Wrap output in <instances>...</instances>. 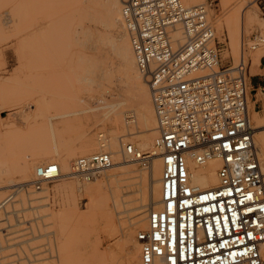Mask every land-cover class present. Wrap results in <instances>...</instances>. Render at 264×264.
<instances>
[{
  "label": "built area",
  "instance_id": "1",
  "mask_svg": "<svg viewBox=\"0 0 264 264\" xmlns=\"http://www.w3.org/2000/svg\"><path fill=\"white\" fill-rule=\"evenodd\" d=\"M210 7L122 0L123 25L148 85L163 165L162 208L149 213L147 230L137 234L141 264H264V191L249 113V99L264 87L247 81L243 59L236 67H220L223 44L208 20ZM250 44L254 50L264 38L256 34ZM124 153L141 163L149 155L132 145ZM188 158L198 165L219 160L218 185L192 186ZM74 166L89 182L113 164L100 153ZM56 177L54 165L44 166L32 185L39 188Z\"/></svg>",
  "mask_w": 264,
  "mask_h": 264
},
{
  "label": "rangeland",
  "instance_id": "2",
  "mask_svg": "<svg viewBox=\"0 0 264 264\" xmlns=\"http://www.w3.org/2000/svg\"><path fill=\"white\" fill-rule=\"evenodd\" d=\"M101 1L98 0L97 3L102 5ZM206 3H211L208 18L215 30L216 37L223 44L221 45L220 67H236L243 57L247 81L250 80L253 88L257 86L263 88L264 73L262 76L257 75L252 78L250 64L255 54L264 51V44L257 51H251L248 47L251 45L250 41L254 35L260 34L264 38V27H262L264 12L261 11L264 1L244 0L242 7L245 10H251L252 24L248 25L244 21L243 34L242 36L239 34L240 47L238 49H235L234 36L228 30L229 28L224 26L218 28L215 22V20L221 18L219 0H202V4ZM98 11L103 13L100 7H98ZM211 11L213 13L210 19ZM4 22H7V25ZM88 28L92 30L90 31L92 34L86 31ZM118 30L122 31V29ZM117 33V30L104 29L98 23L97 18L94 20L91 11L88 10V0H0L1 119L6 120L8 117H14L15 113L20 111L23 114H32L33 110L42 120H46L52 115L68 114L69 117L64 125L57 129L58 132L64 133L61 137V146L70 148L76 154L68 163L67 168H70L75 159L82 157L79 153L83 137H81V134L82 130L87 128H93L88 138L96 143L97 134L104 133L103 138L106 140L111 141V138L118 140V146L120 145L118 150L121 148L120 140H123L124 144L135 145L132 137L128 136L129 132L127 131L128 128L125 127L124 119H122L124 128L111 131L112 126L108 124L106 118L110 106L114 105L116 101L118 103V101L126 99L128 94L132 96L133 92L135 93L128 82L121 80L122 78L120 79V75L117 73L116 68L120 60L116 53L119 44ZM126 40L129 39L126 37ZM105 41L107 42L105 43ZM90 56L99 58L104 64H110L111 72L108 75L111 76H106V78L102 76L97 79L100 86L92 87L87 82H83L80 79L81 71L75 70L77 69L75 67H77L78 60L85 57L90 58ZM142 80L150 96L146 80L144 78ZM123 83H126L125 86L128 85L129 88L126 86L127 89H125ZM256 93L257 96L250 100V105L252 101H256L253 111L258 116L257 121L264 124L262 104L264 90L259 89ZM2 108H5V110H1ZM91 108L93 111H91ZM103 116H105V119L102 120ZM17 122H19V125L16 133H14L15 135L12 134L9 137L3 132L0 133V160L3 161L6 158L8 160L7 162L6 160L3 161V164L6 163L5 170L8 169L7 174L0 175V203L6 196L13 193L16 188L13 186L26 183L20 180L16 181L15 178L10 176L13 171V167H11V164L14 163L13 160L18 155L21 158L23 154H28L27 152L30 153V151L36 149L32 140L34 137L27 135V133L24 135L25 127L21 124V121L18 120ZM251 123L253 124L252 118ZM256 137L255 135V142ZM107 149L109 150V148ZM111 151L114 150L110 149L106 152L111 153ZM119 162H123L121 168H127V170H132L131 168L138 169L139 175H131L133 180L130 179L132 180L130 182L133 183H131L127 192L122 186L119 187L120 185L124 186V183L122 182V184L118 180L120 178L118 174L121 170L120 167L108 174L112 190L111 192H105V194L109 197V208L115 217L116 234L115 232H104L100 228L97 229L91 222L84 233L76 227L64 234L60 232V227L53 220L49 224L50 215L55 217L67 209L66 194L72 193V187L79 198L78 201L75 196L73 197L77 203H83V194L86 191L84 189L79 192L77 185L72 180L59 179L43 185V191L35 190L32 187L29 189V194H26L25 189H23L19 197L13 199V202L10 200L5 206L6 210L0 211V264H22L25 261L38 264L41 260L47 261L48 264H76L73 259L66 256V251H64L60 240H57V235H85L83 242L89 237L90 243L94 242L95 235H99L100 251L106 256L108 263L123 264L124 254L122 251L123 245L121 244H124L126 235L124 236L122 233L125 231V234L129 233L135 236L138 231L147 227V225L137 227L138 225L134 226V224L132 226L134 217L131 215V211L128 212V210L134 206L137 200L140 201L144 192L141 182L143 181V174L141 173L148 172L147 176H150L149 167L151 168L152 164L145 166L137 162L124 164L125 161L122 158L119 159ZM57 163L62 164L61 169H65L62 160H58ZM3 164L2 166H4ZM32 174L33 169L27 181L31 180ZM102 177L103 173H100L91 182H101ZM147 179H149L147 180L149 191L150 178L147 177ZM10 180H13V182L10 183ZM157 187L159 188V194H161L158 184ZM98 190L100 191L99 188ZM114 191L118 194H115ZM112 200H117V206L113 204ZM121 207L123 210L120 209ZM82 211L84 212L83 209H80V213ZM81 217L83 221L89 222V215L86 214V216L82 215ZM132 240L135 241L134 238ZM135 244L139 247L137 243ZM138 256L140 258L139 248ZM85 262H88L87 257L84 258L82 264H87Z\"/></svg>",
  "mask_w": 264,
  "mask_h": 264
},
{
  "label": "bare ground",
  "instance_id": "3",
  "mask_svg": "<svg viewBox=\"0 0 264 264\" xmlns=\"http://www.w3.org/2000/svg\"><path fill=\"white\" fill-rule=\"evenodd\" d=\"M97 1L98 0H88V10L91 11L92 16L94 17V20L97 18L98 23H100V25L104 29L117 30L118 32L117 40L119 41V44L116 48V53L118 54L117 57L119 56V59H120L117 64V68H116L117 73L120 75V79L122 78L121 80H125V82H128V84L131 86V89L133 88L136 93L135 94L133 92L132 96L128 94V97L125 96L126 99L120 102L118 101V103H116L117 101L115 100L116 102L115 104L113 103L114 105L110 106V109L107 114L108 117L106 116V118H107L108 124L112 126L110 129L111 131L113 129L124 128V125L122 126V121H123L122 119H124L125 125H126L125 127L128 128L127 131L129 132L128 136L132 137L135 145L129 144V143L124 144L123 140H120L119 144L121 142V148H119L118 150V147L120 145L118 146V140H116V138H111L112 139L111 141L106 140L105 138H103L104 133H98L97 143H96L92 139L88 138L89 137L88 135L92 131L93 128H87L85 130H82L81 137L82 136L83 137L81 139L80 148H79L80 149L79 153L80 155H82V157H79V158L89 157L91 155L104 153L110 156V159L112 160V164H113V166L109 170L101 172L103 173L101 182H96V183L91 182V181L87 182V181H84L79 176V174L76 173L74 170L75 161L79 158L75 159L72 162V164L70 165V168L69 167L67 168V166H69L68 163L72 160V158L76 154L70 148L69 149L63 148L60 143L62 140L61 137L63 136L64 133L58 132L57 129H59L60 127L64 125L65 121L69 117L68 114H65V115L60 114V115H55V116L52 115L51 117H48L47 119L43 117L46 120H42V119H39L40 116L36 115L37 113H35L33 110V113L28 114V115L23 114L22 111L18 113L14 112L16 115L14 117L13 116L8 117L6 120H2L1 119L2 117H0V133L3 132L7 136L11 137L12 134L16 133V129L18 128V125H19V122L17 121L19 120L21 121V124L25 127L26 131L24 132V135L27 133V135L34 137V139L32 138V140L34 141L33 144L36 146V149L34 151L32 152L30 151V153L27 152L28 154L25 153V155L23 154L21 158L18 157L19 156L18 155L17 158L13 160L14 163H12L13 165L11 164V167H13V171L10 174V176L15 178L14 180L16 181L20 180L26 183L17 184L13 186V187H16L13 190V193L11 195L6 196L3 199V201L0 203V211L6 210L5 206L10 202V200H12L13 202V199H15L16 197H19L20 196L19 194H21L23 189H25L26 194H29V191H30L29 189H31L32 187L35 190L43 191L44 190L42 188L43 185L52 183L59 179L60 180L67 179V180H72L75 182V184L78 187L79 192H81L84 189L86 190L83 194V203L81 202L77 203L74 200L73 198L74 196L78 201H79V198L76 195L74 188L71 186L72 193L69 195L66 194L67 195L66 199L68 203L67 209L66 210L63 209L64 211L60 212L55 217L50 215L49 224H51L53 220V222L57 224L58 227H60V232L64 234L70 231L71 229H75L76 227H78L79 230L83 231L84 233L88 228V224L91 222L94 225V227L97 229L100 228L104 232H113V233L115 232L116 234L117 228L114 224L115 217L113 216L109 208V197L105 194V192H111L112 190V187L110 186V183H109L108 174L110 171H113L114 169L123 167V162H119L120 158H122L125 161L124 164L129 163V162L141 163L138 161H132L125 155L124 148L127 145H132L136 150L143 152L145 155L149 154L147 157H145V162L144 163L142 162L141 164H143L144 166L152 164V167L151 168L149 167L150 176H147L148 172L141 173L143 174V181L141 182H142V187L144 189V192L142 194L140 201L137 200L138 202L136 201L134 206L130 210H128V212L131 211V215L134 217L132 221V226L134 224V226L138 225L137 227L144 226V225H147V227L145 229H141L140 231H138L135 234V236L129 233L125 234V231L122 233V235L124 236L126 235V240L124 239L125 240L124 244H121L123 245L122 251L124 254L123 255L124 263L123 262L122 263L123 264H141V250H140V244L137 241V234L141 231L147 230L148 224H149V213L151 211L159 210L162 208L161 194H159L160 193L158 191L159 188L157 187V184H158L160 187V191H161V175H162V169H163V165H162V162L159 156V152L155 147V141L158 138L157 120H156V116L154 113L152 100H150L151 96H149L146 90V86L144 85V82L142 80L144 77L137 69L135 58L133 55V50L130 45V41L128 40L129 41L128 43V41L126 40V37L128 39L129 37L125 30V27L123 25V20H122V0L121 1L120 0H102L101 1L102 5L101 4L99 5ZM120 2H121V8H120ZM180 2L186 8H191V6L195 7L200 4L202 5V0H180ZM243 5H244V0H219L221 18L215 20L218 28H221L222 26L229 28L228 30L234 36L233 43H234L235 49H238L240 47L239 46L240 44L239 34L241 36L243 34L242 26L244 25L243 24L244 21H246L248 25L252 24V15H251L252 12L249 9L247 10L243 9L242 7ZM98 7H100L101 12L103 11V13H100L98 11ZM210 13H211L210 14V19H211L212 18L211 15L213 11H211ZM4 24L7 25V22H4ZM262 27H264V24L262 25ZM118 29H122V31ZM86 31H89L88 33L90 34L91 33L90 31L92 30L88 28ZM76 33L79 35L77 31ZM106 42L107 41H105V43ZM250 46L248 47L249 49H250ZM260 47L254 50H251V49L250 50L257 51L260 49ZM260 53H264V51ZM256 55L257 54H255L254 56ZM241 59H243V57ZM78 61H77L78 62L77 67H75L77 69L75 70L81 71L82 75H80V79L83 82L84 81L87 82L88 85L92 87L100 86L99 82H97V79H99L100 77L103 76L106 78V76L108 77L111 76V75L110 76L108 75L111 72L110 64H104L102 61H100L99 58L90 56V58L85 57ZM250 68L252 69L256 68V62L254 60V57H252ZM126 86L127 88H129L128 85ZM126 86H125V89H127ZM258 91L259 89L256 90V92ZM256 96H257V93L253 97L256 98ZM255 104H256V101L254 100L252 101V104L250 105V99H249L250 121H251V118L253 121V124L251 123V129L253 130V147H254V152H255L257 161L259 163L260 170H261L262 187L264 191V124H262V122L257 121L258 116L253 111L255 108ZM262 104L264 108V100H262ZM1 110H5V108H2ZM91 111H93V109ZM103 118L105 119V116L102 117V120ZM61 121H64V122H61ZM131 131H134V132H131ZM255 135L257 136L256 142L254 141ZM97 146L99 149L97 148ZM107 148H109V150L111 149L114 151H111V153L106 152V151H109ZM87 154H91V155H87ZM58 160L63 161L65 165L64 170L61 169L62 164L59 165L57 163ZM3 161L2 159L0 160V175L3 173L5 174L8 170V169L5 170L4 167L6 166L5 165L6 163L3 164ZM7 161L8 160H6V162ZM2 164L4 166H2ZM49 165H54L56 167L57 177L53 181L41 183L39 188L35 187V185H32L34 178L36 177L37 169L44 167V166L48 167ZM219 166H220V161L217 159H210V160H207L205 163L198 165L192 159L188 158L187 167H188L190 181H191L192 186L198 188L199 190H205V189L216 187L219 183V180L217 177V169L219 168ZM32 169H33V174H32L31 180L27 181L29 180L28 178L30 176ZM131 169L132 170H127V168H121L120 172L118 173L120 177L118 180L121 181V183L122 182L124 183V186L123 185L119 186V184L118 186L120 188L122 186L124 190L127 192L129 191V186L131 185V183H133V182H130L133 180L131 178V175H136L139 173L138 169H133V168ZM147 177L150 178L149 191H148V185H147V180L149 179H147ZM12 182L13 180H10V183ZM118 186H117V189H118ZM98 188L100 189L101 192L98 190ZM64 189L66 191V188ZM117 189L115 190L117 191ZM119 192L121 191L119 190ZM115 194H118V192H115ZM113 204L116 205L117 200L113 201ZM80 209L81 210L83 209L84 212L82 211L80 213ZM120 209H122V207ZM86 214L89 215V222L83 221L81 217L82 215L86 216ZM84 236L85 235H57V240H60V242L62 243V246L64 247V251H66V256L73 259L74 262H76V264H82L84 261V258L86 257L88 258V262H85L87 264H109L106 259V256L100 251L101 242H100L99 235H95V240L92 243L89 242V237H87L86 241L83 242ZM133 238L135 241L132 240ZM70 239H73V240L71 241ZM135 243H137L139 247H137ZM138 248L140 252V258H138L139 257ZM261 254L264 256V247H261ZM112 256H113V253H112ZM22 264H31V262L25 261V263H22ZM38 264H48V262L41 260Z\"/></svg>",
  "mask_w": 264,
  "mask_h": 264
},
{
  "label": "crops",
  "instance_id": "4",
  "mask_svg": "<svg viewBox=\"0 0 264 264\" xmlns=\"http://www.w3.org/2000/svg\"><path fill=\"white\" fill-rule=\"evenodd\" d=\"M254 60L256 62V68L255 69H251L250 68V74H251V77L254 78L255 76H262L263 73H264V63H263V60H264V53H259L257 54L256 56H254ZM259 70V72H258Z\"/></svg>",
  "mask_w": 264,
  "mask_h": 264
}]
</instances>
